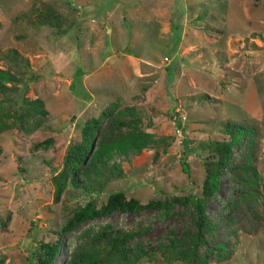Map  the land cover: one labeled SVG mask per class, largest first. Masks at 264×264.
I'll return each instance as SVG.
<instances>
[{"label": "rangeland", "instance_id": "374dc122", "mask_svg": "<svg viewBox=\"0 0 264 264\" xmlns=\"http://www.w3.org/2000/svg\"><path fill=\"white\" fill-rule=\"evenodd\" d=\"M0 82V264H36L69 217L115 192L186 201L89 220L54 264H264V0H0ZM102 113L73 171L69 149ZM225 123L242 132L202 200Z\"/></svg>", "mask_w": 264, "mask_h": 264}, {"label": "trees", "instance_id": "16d2710c", "mask_svg": "<svg viewBox=\"0 0 264 264\" xmlns=\"http://www.w3.org/2000/svg\"><path fill=\"white\" fill-rule=\"evenodd\" d=\"M10 56L16 65L22 66L21 59H18L15 55ZM4 76L5 74L2 73V77ZM7 91V87L0 82V94L5 95L7 94ZM10 102L11 101L5 103L0 102V121L10 114ZM21 108L22 110L26 109L24 106H21ZM15 116L18 120H21L20 113H16ZM104 116L105 113H102L98 118L86 122L82 128L81 142L69 149L65 162L72 164L73 171L79 168L85 161L92 145L94 144L96 134ZM237 128L238 125L225 123L223 125V131L229 136V140H214L206 145L208 156L204 160V179L201 190L202 200H206L210 194L217 191L219 188L220 176L230 160L233 142L242 132L241 129ZM181 165L182 171L188 175L189 169L187 163L182 161ZM53 181L56 190L59 191L61 184L64 181L63 173H57L53 177ZM72 184L75 186L77 185L75 179L72 181ZM185 201V198L172 197L170 199L165 198L164 200H150L146 204L141 205L135 198L125 201L123 192L110 194L107 201L99 208L96 207L93 200H90L86 203L84 208L74 213L66 220L61 229L56 233V237L52 242L41 244L39 246L36 253V264H54L64 245V236L75 231L81 224L89 220L108 216L118 209L128 211H133L137 208L162 210L169 208L174 203H184ZM125 241L126 236H121L113 238L108 242L109 249L107 250L106 259L109 263H115L122 255ZM196 263L199 264L198 260H196Z\"/></svg>", "mask_w": 264, "mask_h": 264}]
</instances>
